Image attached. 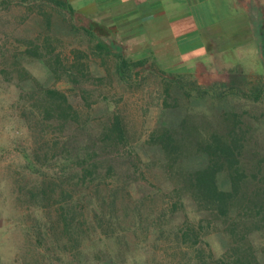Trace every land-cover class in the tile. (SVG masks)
Segmentation results:
<instances>
[{"label": "trees", "instance_id": "obj_1", "mask_svg": "<svg viewBox=\"0 0 264 264\" xmlns=\"http://www.w3.org/2000/svg\"><path fill=\"white\" fill-rule=\"evenodd\" d=\"M40 2L38 12L45 29L50 31L57 13L72 34L84 38L87 49L72 50V57H65L46 37L42 45L29 42L32 46L25 52L41 61L56 81L66 78L80 92L79 105L64 91L33 78L17 57L12 61L2 57L0 71L7 81L29 82L31 87L22 91L26 96L21 99L28 101L29 115L38 127L34 149L24 154V168L39 179L19 187L21 204L46 219L29 216L34 246L42 250L51 242L53 249H60L61 255L76 264H122L126 253L121 248L129 245L125 231L137 235L144 223V198L160 196L169 201L168 216L184 210L188 203L204 214L197 223L185 220L182 231V240L195 249L200 263L264 264V151L253 127L235 111L210 112L216 120L213 123L206 113L177 110L182 95L221 101L241 93L234 82L225 91L213 93L195 81L187 90L181 81L161 76L164 107L174 118L158 124L136 146L116 108L108 105L105 118L93 124L90 90L83 84L90 81V54L113 58L114 73L127 86L141 81L155 55L129 59L106 41L111 35L108 28L90 24L62 0ZM261 93L258 89L250 96L258 100ZM46 129L62 140H45ZM147 149H156L160 157L155 159ZM151 175L161 177L166 188L152 183ZM148 185L153 191L144 194ZM213 233L228 241L219 256L204 241ZM110 240L119 246L117 254L109 249ZM202 240L207 250L197 247Z\"/></svg>", "mask_w": 264, "mask_h": 264}, {"label": "rangeland", "instance_id": "obj_2", "mask_svg": "<svg viewBox=\"0 0 264 264\" xmlns=\"http://www.w3.org/2000/svg\"><path fill=\"white\" fill-rule=\"evenodd\" d=\"M40 1L0 0V70L4 61L3 56L10 61L17 57L33 78L47 86L64 91L74 104L79 105L77 94L80 92L75 90L66 78L56 81L41 61L25 54L32 46L29 42L42 45L46 37L55 43L57 51L65 57H72V50L87 49L84 38L72 34L68 25L57 13L52 16L50 31L45 29L43 16L38 12ZM2 2L6 5L4 6ZM29 6H33L31 11L28 9ZM45 10L51 12L49 7ZM106 41L111 44L114 51L122 52L129 59L135 50L142 47L121 45L116 39L107 38ZM194 51L197 53L183 56V63L187 65L194 63V60L187 59L197 56L201 50L196 48ZM154 60L143 70L141 81L127 86L119 82L115 75L113 58L104 60L90 54V81L84 83L83 88L90 90L93 124L105 118L110 105V108H116L121 114L133 143L139 146L158 124L174 118L164 107V84L161 76H171L178 82L181 81L187 90L195 81L198 86L213 93L225 91L234 82L241 93L221 101L216 98L188 99L182 95L179 97L177 110L206 113L209 121L213 123L216 120L210 112L216 111L219 115L235 111L253 127L259 147L264 151V76L256 75V71L250 70V67L257 70L263 68L262 61L230 60L228 64L232 69L235 67L234 72L229 69L222 70L216 64H199L193 66V71L190 72L181 70L184 69L181 66H178V70H171L172 60H157V58ZM236 66L244 69L237 70ZM28 83L18 84L15 80L7 81L0 71V264H76L72 263L71 257L61 255L60 249H53L51 242H47L42 250L34 246L33 229H31L33 221L29 216L30 214L37 216L42 222L46 219L42 217L41 212L28 209L19 200V187L35 184L39 179L37 175L29 173L24 168V154H30L34 149L38 136L36 122L29 115V103L21 99L22 96H26L22 91L31 87ZM258 89H261L262 93L258 100H253L250 95ZM169 102L173 101L169 100ZM23 114H26L27 118ZM53 132L52 129H46L43 133L45 140L54 141L57 138L62 140L61 135H55ZM147 150L155 159L160 157L156 149ZM192 164L197 166L195 161ZM52 173H55V170ZM151 178L152 183L166 188L167 185L161 177L151 175ZM148 187L144 194L153 191L152 186L148 185ZM134 195L142 196L140 193ZM168 208L169 201L160 196L144 198V223L137 235L125 231L129 245L121 248L126 253L122 264H202L195 256V249L189 246L190 243L182 240V231L185 220L197 223L204 214L189 203L185 205L184 210L174 216H168ZM164 212L167 213L166 216ZM119 214L124 217L122 208L119 209ZM204 241L208 242L216 256L221 255L228 246L227 239L220 233L208 235ZM108 244L109 249L117 254L119 246L115 241L110 240ZM197 247L206 250L209 248L203 240ZM39 253L48 257V260L41 258Z\"/></svg>", "mask_w": 264, "mask_h": 264}, {"label": "crops", "instance_id": "obj_3", "mask_svg": "<svg viewBox=\"0 0 264 264\" xmlns=\"http://www.w3.org/2000/svg\"><path fill=\"white\" fill-rule=\"evenodd\" d=\"M62 1L90 24L108 28L109 39L142 46L131 55L152 53L157 60H172L171 70L181 66L192 72L193 66L216 64L234 72L230 60H260L263 68L250 70L264 76V0ZM196 48L199 56L187 59L194 63H183V56L197 53Z\"/></svg>", "mask_w": 264, "mask_h": 264}]
</instances>
